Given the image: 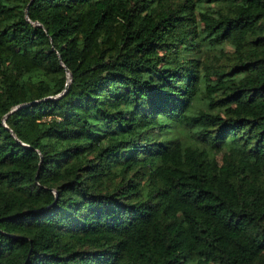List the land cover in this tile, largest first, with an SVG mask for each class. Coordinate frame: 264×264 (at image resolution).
I'll return each mask as SVG.
<instances>
[{
	"label": "trees",
	"instance_id": "trees-1",
	"mask_svg": "<svg viewBox=\"0 0 264 264\" xmlns=\"http://www.w3.org/2000/svg\"><path fill=\"white\" fill-rule=\"evenodd\" d=\"M0 264H264V0H0Z\"/></svg>",
	"mask_w": 264,
	"mask_h": 264
}]
</instances>
